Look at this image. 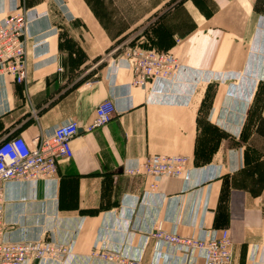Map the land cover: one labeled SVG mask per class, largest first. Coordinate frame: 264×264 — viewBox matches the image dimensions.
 Segmentation results:
<instances>
[{
  "label": "crops",
  "instance_id": "1",
  "mask_svg": "<svg viewBox=\"0 0 264 264\" xmlns=\"http://www.w3.org/2000/svg\"><path fill=\"white\" fill-rule=\"evenodd\" d=\"M217 1L218 12L210 16L192 2L163 12L166 2L143 5L155 20L181 17L179 8L187 18L190 6L197 17L168 48L178 58L176 71L141 87L132 84L130 61L119 51L110 54L122 33L117 27L125 24L110 16L108 4L0 0V20L14 11L28 20L27 78L1 83L0 139H31L70 119L80 125L73 156L59 163L54 177L4 184V238L53 240L69 249L62 260L25 264L204 263L201 251L186 253L152 237L157 228L183 236L228 229L234 264L241 258L242 264H264V209L247 191L232 195V172L246 163L247 149L246 140L232 149V137L241 136L264 85V8H255L256 0ZM220 29L224 33H212ZM221 41L229 43L226 49L205 45ZM210 81L219 86L212 107ZM106 99L114 101L115 116L88 131ZM155 153L187 156V169L180 177L125 174ZM101 251L118 258L95 254Z\"/></svg>",
  "mask_w": 264,
  "mask_h": 264
},
{
  "label": "built area",
  "instance_id": "2",
  "mask_svg": "<svg viewBox=\"0 0 264 264\" xmlns=\"http://www.w3.org/2000/svg\"><path fill=\"white\" fill-rule=\"evenodd\" d=\"M28 20L24 11H14L0 20V100L1 83L10 78L23 83L27 78ZM123 46H117L110 54ZM131 62L133 85L145 87L159 77H169L179 62L170 52L128 47L124 51ZM1 103V101H0ZM116 114L112 99L98 104L92 120L86 125L93 131L109 123ZM79 122L70 119L55 125L46 133H37L31 139L13 135L0 139V264H25L29 261L62 260L69 253L66 245L53 240L35 239L8 241L4 238L3 189L6 182L19 179L51 178L58 172L59 163L73 156L72 140L79 133ZM189 158L175 154H150L125 168L127 175L178 177L182 175ZM153 189L155 183H151ZM150 235L159 241L177 245L186 253L199 250L203 264H234V242L229 230H205L202 236H183L157 228ZM96 255L114 260L118 253L101 251ZM129 264H139L138 261ZM187 264H197L190 261Z\"/></svg>",
  "mask_w": 264,
  "mask_h": 264
},
{
  "label": "rangeland",
  "instance_id": "3",
  "mask_svg": "<svg viewBox=\"0 0 264 264\" xmlns=\"http://www.w3.org/2000/svg\"><path fill=\"white\" fill-rule=\"evenodd\" d=\"M92 3H106L109 5L108 11L110 16L113 18H119L121 22L125 25H119L117 28L121 30V36L118 39L117 43L113 45L109 51L115 49L117 46L123 44L119 48V52L122 53V56L127 58L124 51L128 47L138 46L143 49H154L157 51H165L174 53L173 50L168 48L172 45L174 34H177L182 29L184 30L188 27L189 30L193 28V18H196L197 15L191 6L189 8L190 14L187 18L184 11L179 8L178 12L183 13L180 17L175 15L168 20H155L158 16L157 14L150 17L144 15L145 10L143 5L150 2H157L159 5L162 2H166L161 12L165 9H171L173 6H177L183 2H192L199 6V8L207 16H210L214 12H218V1L217 0H87ZM190 5V4H189ZM181 7V6H179ZM255 8H264V0H256L254 2ZM181 9V10H180ZM100 10V9H98ZM160 14V13H158ZM138 19L142 20V23L134 24ZM186 21L187 26H182L180 23ZM173 22V23H172ZM131 23V24H130ZM177 23V24H176ZM175 24V26H174ZM218 29V27H217ZM180 30V31H179ZM222 29L218 31H213L212 33H221ZM224 33V32H223ZM175 38V37H174ZM202 43L198 42V46ZM229 43L221 41L218 43L208 42L205 45L208 49H226ZM175 56V53L173 54ZM176 57V56H175ZM177 58V57H176ZM128 59V58H127ZM129 60V59H128ZM178 60V58H177ZM130 61V60H129ZM131 63V62H130ZM179 66V65H178ZM132 68V67H131ZM178 68V67H177ZM176 71V70H175ZM217 75L216 73H213ZM213 76V75H212ZM236 77V74L232 73V79ZM152 82V81H151ZM219 90L218 83L215 81H210L208 93V104L209 107H212L211 95H214ZM256 100L250 104L248 112L242 127V134L238 140L232 137V149L241 148V144H246V163L241 164V167L237 171L232 172V195L236 191L244 192L247 191L250 193L252 198H258L260 207L264 209V85L260 88V91H257ZM218 127V126H216ZM219 128V127H218ZM223 130V128H220ZM245 150V149H244ZM160 154V153H155ZM178 155V154H175ZM189 163V161H188ZM188 166V164H187ZM187 169V168H186ZM183 175V174H182ZM180 175V176H182ZM178 176V177H180ZM238 207V205H236ZM223 211L228 212L230 210L229 203H222ZM228 230V229H227ZM245 262L244 258H241L239 264Z\"/></svg>",
  "mask_w": 264,
  "mask_h": 264
}]
</instances>
